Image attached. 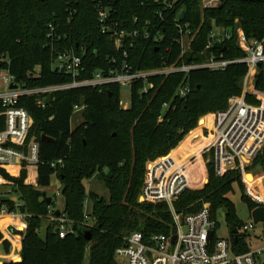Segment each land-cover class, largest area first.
Instances as JSON below:
<instances>
[{
	"label": "trees",
	"instance_id": "trees-1",
	"mask_svg": "<svg viewBox=\"0 0 264 264\" xmlns=\"http://www.w3.org/2000/svg\"><path fill=\"white\" fill-rule=\"evenodd\" d=\"M100 13L106 16L101 25ZM50 24L55 28L51 38ZM214 28H222L229 37L212 41ZM238 29L248 42L264 38V0H219L216 7L208 9L201 8V0H0V71L8 70L21 88L68 83V76L51 69L54 51L65 50L82 58L85 71L81 80L123 63L135 69H155L179 59L181 33L191 40L181 59L186 65L202 64L212 56L239 60L245 53L237 45ZM115 32L124 33L119 49L111 38ZM36 68L38 77H28ZM247 74L244 63L230 65L222 73L192 70L185 80L190 91L183 99L175 97L182 75L157 77L147 92H142V83L130 88L126 110L120 105L121 88L116 85L56 92L44 108L37 104L39 96L19 98L18 108L33 121L27 142L32 138L38 142L39 164L30 168L29 185L24 184L26 170L13 178L0 169V182H7L12 192L10 198L0 197V207L21 215L25 223V228L21 223L11 228L12 235L20 239L21 259L10 258L0 264H83L87 255L89 264H115V250L123 246L126 235L174 234L173 216L166 203L139 202L145 165L169 153L168 160L175 164L197 154L201 149L189 147V136L206 128L208 115L226 110L231 97L242 95L241 83ZM254 84L256 90H264L261 72ZM246 100L256 103L248 94ZM164 104H169L165 112ZM82 105L81 121L72 128L73 108ZM4 126L5 118L0 115V131ZM59 160L63 167L52 168ZM253 169H264V148ZM53 176L60 184L62 211L51 210L54 202L47 204L48 198L40 191L50 186ZM94 177L107 189L108 201L86 194L83 181ZM235 186L248 211L255 209L256 204L243 193L240 174L229 171L218 177L211 162L204 187L185 190L173 203L174 211L185 217L208 204L215 219L218 210L225 209L229 235L238 234L242 222L228 198ZM87 198L91 202L88 213ZM85 213L94 220L91 228L81 227ZM49 215L54 222L41 238L39 230ZM60 220L73 229L64 238L58 235ZM3 245L7 252L8 241ZM233 250L239 254L248 249L243 244Z\"/></svg>",
	"mask_w": 264,
	"mask_h": 264
},
{
	"label": "built area",
	"instance_id": "built-area-1",
	"mask_svg": "<svg viewBox=\"0 0 264 264\" xmlns=\"http://www.w3.org/2000/svg\"><path fill=\"white\" fill-rule=\"evenodd\" d=\"M158 1V0H155ZM204 9L214 8L219 0H201ZM106 16L99 14V23L103 24ZM48 37L51 38L55 28L48 26ZM106 28L101 26V33H106ZM222 38L218 39L212 32V41L221 42L229 35L223 30ZM133 36L136 33L132 34ZM124 33L111 34L116 49L121 46ZM147 37V36H146ZM190 41L187 35L181 33L179 43L181 55L179 59L170 65H163L155 69H135L127 63L108 71H96L91 78L81 80L85 71L82 58L72 50L54 51L51 69L58 74L66 75L70 82L46 86L41 88H21L14 83L13 76L8 70L0 71V106L3 111L0 115L5 118V126L0 131V169L6 171L13 178H19L22 170L28 172L24 180L25 185L32 183L30 168L39 164V145L32 138L27 142L32 119L22 108H18V100L23 96H39L38 106L44 108L47 96L56 92L74 90L79 88H102L116 85L120 88H132L142 83V92L153 88L152 79L168 77L170 75H182L183 81L175 92V97L183 99L190 91L185 84L188 74L196 69H208L212 72L222 73L230 65L244 63L248 67V74L244 78L245 86L251 85L252 90H244L241 96L231 97L228 100L227 109L212 114L211 127L203 128L202 138L207 142L194 156H188L185 160L175 164L167 159L169 154L162 158L149 161L146 164V179L144 189L141 190L140 199L145 203H166L173 216L175 233L171 235L153 234L145 238L140 232H133L125 236L123 246L115 250V264H264V222L243 223L238 234L229 235L228 239L217 237L218 224L212 218L210 207L205 204L200 212L185 217L175 213L173 203L185 190H197L207 183V166L211 162L214 165L215 174L222 177L226 172L237 171L240 174L244 195L256 204V208L264 207V188L259 182H249L248 177L257 179L259 170L254 174L253 162L264 147V90H256L254 80L261 72L264 78V38L248 42L241 30L237 31V45L245 53V57L239 60H223L222 57H211L202 64L186 65L181 62L187 52ZM211 44L206 48L209 49ZM253 76L251 77V73ZM39 69L28 74V77H38ZM15 84L16 89H10ZM250 87V88H251ZM252 96L256 103L246 100V95ZM121 107L126 110L129 105L120 101ZM169 104L163 105V112ZM85 106H75L73 111L80 114ZM163 114V113H162ZM205 117V116H204ZM162 116L159 117V122ZM52 168L63 167L61 160L52 163ZM60 191V189L58 188ZM142 202V203H143ZM86 208V206H85ZM255 208V209H256ZM254 210V209H253ZM250 216L252 218V211ZM0 217H12L22 219L21 215L9 214L6 208L0 207ZM85 222L81 227H92L94 220L85 213ZM58 227L59 238L73 233L70 223L60 220ZM262 224L255 233L256 226ZM14 226V223L11 227ZM210 233L212 235L210 236ZM175 236L174 242H171ZM232 236H236L237 245L232 242ZM261 244L255 249L247 240ZM245 245L248 249L244 253H235L233 247Z\"/></svg>",
	"mask_w": 264,
	"mask_h": 264
},
{
	"label": "rangeland",
	"instance_id": "rangeland-1",
	"mask_svg": "<svg viewBox=\"0 0 264 264\" xmlns=\"http://www.w3.org/2000/svg\"><path fill=\"white\" fill-rule=\"evenodd\" d=\"M201 8H203L202 3H201ZM222 31H223L222 28H220V29L214 28L213 33L215 34V36H217L218 39H220L223 36ZM244 80L241 83L242 92H244V90H249V89L252 90V87L250 84L245 86ZM1 91H2V88L0 87V92ZM120 101L122 103L126 104L127 106L130 104V90L128 88H121V90H120ZM211 116H212V114H210L206 117V127H211V123H210V121H211L210 117ZM207 120H208V123H207ZM80 121H81V115L74 114L72 119H71V127L72 128L76 127V125H78L80 123ZM198 126H199V122H198ZM188 144H189V147L193 149V151H198L206 144V141L202 138L200 132H193V134L188 139ZM160 158H162V157H160ZM168 159H171V158H167L163 161L167 162ZM254 170H256V169H254ZM146 173H147V170H146V165H145V175H144V181H143V186H142L141 190H143L144 186H145ZM257 175H258L257 179L252 178L250 176V177H248V181L251 183L257 181L263 187L264 186V169L260 170L258 172V174H256L255 176H257ZM83 186L86 190L87 195L89 193H94L98 197L103 198L105 201L109 200V194H108L107 189L105 188L104 184L101 181H99L97 178L94 177L90 180L83 181ZM58 188L60 189V184H59L56 176H53L51 179L50 186L45 187V188H41L40 191L42 193H44L47 198L51 199L54 202V206H53V208H51V210L62 211L63 207H64V201H63L61 192L58 190ZM199 189H202V187ZM199 189H197V190H199ZM141 193H142V191H141ZM141 193H140V195H141ZM0 197H3V198L4 197L5 198L12 197L11 187L0 184ZM228 198L232 202V204L234 205V207L236 209L237 216L241 220V222L251 223L252 218H251L250 213L246 207V204L241 199V191L239 190L238 187H236V186L234 187V192L229 194ZM139 202L140 203L143 202L140 199V196H139ZM85 206L87 209L86 212L88 213L90 211V208H91V202L88 198H87V201L85 202ZM225 215H226L225 209H219L216 216H215V221L218 224V230H217V234H216L217 237L220 239L226 240L229 237V233H228V228H227V224H226V220H225ZM53 220L54 219L50 215L48 217H46L45 219H43L42 226L39 230V236L41 238L45 237L46 227L48 226V224H53V222H54ZM13 221H14V219L12 217H0V263H3L4 261H6V259L8 257H11L14 259H21V248H20L19 240H18V238L13 237V235H12L11 225L13 224ZM260 227H262V224H258L256 226L255 233H258V229ZM4 240L8 241L7 252H6L4 245H3ZM247 242L250 243L251 249H255L261 245L257 242L249 240V238H248ZM83 264H89L88 255L86 256Z\"/></svg>",
	"mask_w": 264,
	"mask_h": 264
},
{
	"label": "water",
	"instance_id": "water-1",
	"mask_svg": "<svg viewBox=\"0 0 264 264\" xmlns=\"http://www.w3.org/2000/svg\"><path fill=\"white\" fill-rule=\"evenodd\" d=\"M16 87L17 86L15 84H12L10 86V89H16ZM50 101H51V96L48 95L47 96V99H46V104H49ZM42 140H44V137L42 138ZM253 173L256 174L257 173V170H254ZM50 202H51V199L48 198L47 204H49ZM58 214H59V212H56V216H58ZM251 215H252V219H253V221H254L255 224H257L259 222H264V207H259V208L254 209L252 211ZM86 235H87L86 238L89 239L90 238L89 233H87ZM211 235H212V233H210V236ZM231 239H232L233 244L234 245H237V238H236V236H232ZM174 240H175V236L172 237L171 242H174Z\"/></svg>",
	"mask_w": 264,
	"mask_h": 264
},
{
	"label": "crops",
	"instance_id": "crops-1",
	"mask_svg": "<svg viewBox=\"0 0 264 264\" xmlns=\"http://www.w3.org/2000/svg\"><path fill=\"white\" fill-rule=\"evenodd\" d=\"M250 91H251V89H250ZM207 123H208V120H207ZM193 134V133H192ZM191 134V135H192ZM190 135V136H191ZM189 136V137H190ZM189 139V138H188ZM189 145V144H188ZM203 148V147H202ZM201 148V149H202ZM173 157V156H172ZM174 158V157H173ZM186 159V158H185ZM185 159H183V160H185ZM175 160V159H174ZM176 161V160H175ZM177 162V161H176ZM178 163V162H177ZM0 184H3V185H5V184H7V182H5L4 180H2L1 179V182H0ZM53 218V217H52ZM13 223H14V226H12L11 228H13V229H15L16 228V225L18 224V223H21L23 226H24V228H25V223L23 222V220L22 219H14V221H13ZM13 237H15V238H17L16 236H13ZM18 240H19V244H20V239L18 238ZM20 248H21V245H20ZM11 257H8L7 259H6V261L8 260V259H10ZM11 259H14V258H11ZM16 260H19V259H16ZM5 262V261H4Z\"/></svg>",
	"mask_w": 264,
	"mask_h": 264
},
{
	"label": "bare ground",
	"instance_id": "bare-ground-1",
	"mask_svg": "<svg viewBox=\"0 0 264 264\" xmlns=\"http://www.w3.org/2000/svg\"><path fill=\"white\" fill-rule=\"evenodd\" d=\"M252 76H253V72L251 73V77H252ZM210 120H211L210 123H212L213 116L210 117ZM206 143H207V142H206ZM205 145H206V144H205ZM205 145H204V146H205ZM204 146H203V148H204Z\"/></svg>",
	"mask_w": 264,
	"mask_h": 264
}]
</instances>
